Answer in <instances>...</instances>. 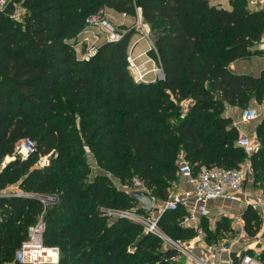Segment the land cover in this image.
I'll use <instances>...</instances> for the list:
<instances>
[{
  "label": "trees",
  "instance_id": "obj_1",
  "mask_svg": "<svg viewBox=\"0 0 264 264\" xmlns=\"http://www.w3.org/2000/svg\"><path fill=\"white\" fill-rule=\"evenodd\" d=\"M12 1L15 15L0 10V192L18 186L26 194L0 197V264L14 261L40 218L45 245L60 252L51 264H182L181 251L143 223L103 209L138 206L114 179L128 189L140 181L155 201L167 200L181 153L195 173L245 160L240 130L224 113L228 105L264 103V72L236 74L230 64L261 54L255 46L264 36V8L251 10L249 0H230L231 9L210 0ZM101 8L133 17L141 10L155 45L148 54L163 79L135 81L127 60L135 28L101 43L88 60L78 55V36ZM256 136L255 186L264 191V119ZM27 138L36 150L23 159L17 146ZM87 151L103 174L93 176ZM44 156L49 164L40 167ZM7 157L15 159L4 166ZM185 215L183 207L162 212L165 237L183 244L203 230L212 245L234 232L228 216L214 228L202 217L196 228L181 223ZM242 217L255 238L260 214L248 207Z\"/></svg>",
  "mask_w": 264,
  "mask_h": 264
},
{
  "label": "built area",
  "instance_id": "obj_2",
  "mask_svg": "<svg viewBox=\"0 0 264 264\" xmlns=\"http://www.w3.org/2000/svg\"><path fill=\"white\" fill-rule=\"evenodd\" d=\"M9 1L0 0V10H4ZM212 1L210 0L211 3ZM214 1L217 2V5L222 2V0ZM123 14L127 15L126 13ZM134 28L141 35V38L148 42L149 50L155 49L154 42L150 36V26L143 22L140 9H138L137 22ZM129 31L130 29L120 28V26L112 23L107 17L105 8H101L89 16L88 24L80 34L82 37L77 40L75 47L77 52H83V48H85V51L82 53V58L88 60L96 53L97 47L101 43L118 42ZM137 43H130L127 56L128 68L132 72L135 81L149 82L156 79H163V69L158 65L155 67L154 77L148 80L149 71L138 63L135 55ZM259 116L256 108L247 107L242 110L240 120L243 123H253L259 120ZM238 145L243 148L246 153V158L237 168L202 165L198 173H195L194 166L185 157V154L181 153L178 159V177L186 179L190 187L170 193L169 198L157 206L158 215L152 220H147L146 217L144 218V215L138 212L139 207L129 211L112 209H103V211L113 218L122 217L143 223L147 231L155 233L165 239L164 234L158 226V220L165 210H176L183 207L186 210V215L182 218L181 223L185 226L198 228L202 217H207L211 221H214V223L222 217L218 216L214 220L211 219V202L224 201L239 204L245 208L251 207L258 211L261 216L262 226L260 233L252 240H248L250 237L245 229V221L242 214L238 213L236 216H228L226 214L233 221L232 228L234 230V237L232 236L233 238L227 244H224L225 246L219 247L218 250H214L217 247L216 244L208 245L211 254L210 260L196 256L185 243H177L166 238L173 246L181 251L184 256L182 264H214L216 257L223 253L227 255L226 264H235L236 261L239 264H264V261L260 257V254L264 250V191L259 185L257 187L255 186V175L252 164V156L260 148L259 140L256 135L249 136L242 134L239 138ZM35 150L36 141L27 138L17 146V155L25 159L33 154ZM7 158L11 160L15 159V157ZM48 164V156L42 157L38 162V166L40 167ZM5 165L6 163H4ZM175 186L176 183L174 184V188ZM142 187V183L136 180L135 188ZM24 194L26 193L20 190L11 192L8 189L1 191L0 197L11 195L20 196ZM45 226L42 218L35 225L31 226L28 237L16 251L14 261L5 262L4 264H51L58 262L60 257L59 249L56 247H48L44 243ZM245 242H247L246 245L253 243L255 246L253 248L254 253L239 251L236 248ZM248 246L250 247L251 245Z\"/></svg>",
  "mask_w": 264,
  "mask_h": 264
},
{
  "label": "crops",
  "instance_id": "obj_3",
  "mask_svg": "<svg viewBox=\"0 0 264 264\" xmlns=\"http://www.w3.org/2000/svg\"><path fill=\"white\" fill-rule=\"evenodd\" d=\"M222 3H224V6H221L222 8L226 9H231V4L230 0H222ZM249 7L251 10H256V9H261L264 8V0H249ZM106 14L109 20L114 22L115 24H118L119 26L127 27V28H134V23H135V17L130 16V15H124L123 13H120L114 9L111 8H106ZM135 34H138L140 37H136ZM131 39V43H137L136 48L138 47L139 43L141 40V35L136 31ZM82 35L78 36V39H81ZM141 39V40H140ZM147 45H144L141 50L135 54L137 57L138 62L146 69H150L151 67L155 66L157 62L154 61L153 58L148 55V50H149V45L148 42L146 41ZM135 48V50H136ZM255 49L260 50L261 54H255L252 56H249L247 58H242L233 61L230 64V69L232 72L236 74H250L253 76H259L264 72V36L261 41L257 43L255 46ZM136 52V51H135ZM83 52H78V55L82 57ZM241 108L238 106H232L228 105L227 109L224 113L225 117H231L234 120L235 125L239 128L241 135L242 134H248L250 136H255L256 135V128L258 124L260 123L259 121L252 125V128L246 125V123H243L240 120L241 117ZM240 114V117H239ZM238 115V116H237ZM251 125V124H250ZM252 129V130H251ZM10 158H6L5 163L10 161ZM190 185L187 183L186 179L184 178H178V181L176 182V186L174 188L173 186V192L184 190L186 188H189ZM162 203V202H161ZM219 203H227L224 201H216V202H211L210 203V214L212 216H219L224 209L221 207ZM160 204V203H159ZM155 205L157 203L155 202ZM228 215V214H227ZM228 216H232L229 214ZM231 218V217H229ZM188 247L192 250V252L205 260H210L211 259V254L208 249V244L203 240L202 236L199 235L195 239L189 242ZM226 254H221L220 256L218 255L216 257L215 263L214 264H226ZM225 262V263H224Z\"/></svg>",
  "mask_w": 264,
  "mask_h": 264
},
{
  "label": "rangeland",
  "instance_id": "obj_4",
  "mask_svg": "<svg viewBox=\"0 0 264 264\" xmlns=\"http://www.w3.org/2000/svg\"><path fill=\"white\" fill-rule=\"evenodd\" d=\"M212 4L213 5H216V6H219V7H221V6H224L225 4L224 3H220L219 5H217V2H215L214 0L212 1ZM112 22V21H111ZM136 22H137V17H135V23H134V26L133 27H135V25H136ZM112 23H114V22H112ZM115 24V23H114ZM115 25H117V26H119L118 24H115ZM120 28H125V29H130V28H127V27H123V26H120ZM132 29V28H131ZM103 30V29H102ZM104 31V30H103ZM135 36L136 37H140L138 34H135ZM142 39V38H141ZM140 39V40H141ZM144 45H147L146 44V40L144 39V40H141L140 41V43H139V45H138V47L136 48V52L135 53H137V52H139L140 50H141V48L144 46ZM148 52H149V50H148ZM135 55H137V54H135ZM149 55V54H148ZM138 61V60H137ZM154 61L155 62H157L155 59H154ZM139 63V62H138ZM140 64V63H139ZM141 65V64H140ZM159 64H158V62H157V64L155 65V66H153V67H151L150 69H146L147 71H149V75H148V80H150V79H152L153 77H154V70H155V67H157ZM143 67V66H142ZM249 107H254V108H256L257 109V111H258V113H259V122H261L263 119H264V103H258V102H256V101H253L251 104H250V106ZM242 110H243V108H241V111H240V113L242 112ZM238 116V115H237ZM239 117H240V114H239ZM257 121V122H258ZM257 122H255V123H257ZM255 123H246V125L247 126H249L250 128H252V125H254ZM251 124V125H250ZM252 130V129H251ZM245 135H248V134H245ZM250 136V135H249ZM87 157H88V160H89V162H90V164H91V166H92V168H93V176H94V174H98V173H100V174H103V171L97 166V164H96V161L94 160V157L92 156V154L89 152V151H87ZM115 181H116V184H117V186L119 187V188H121V189H128V187L127 186H125V185H122L118 180H116V179H114ZM142 188H144V187H142ZM173 188V187H172ZM170 189V193H172L173 192V189ZM9 190L11 191V192H13V191H17V190H19L18 189V186H13V187H10L9 188ZM162 201H159V200H156V203H157V206H159L160 204L159 203H161ZM219 204H221L220 206L221 207H223L222 209H224V211L221 213V214H219V216L221 217H223V216H226V214H231V215H234V216H236L238 213H240V214H242V212L246 209L245 207H242L241 205H239V204H234V203H230V202H227V203H219ZM137 207H139L140 208V205L138 204V206ZM157 212H158V208H156V210L155 211H153L152 213H150V215L147 217V216H144V218L146 217V219L147 220H152L153 218H155L158 214H157ZM216 217H218V216H212L211 215V219H213L214 220V218H216ZM232 222V226H233V221H231ZM210 224H211V227L212 228H214V225H215V223H214V221H211L210 220ZM200 235L202 236V238H203V240L205 241V238H207V234H206V232H204L203 230H200ZM233 233H224L223 234V236L221 237V238H219L218 239V241H216V248H214V250H218L219 249V247H223V246H225L224 244H227L233 237ZM249 236V235H248ZM250 237V236H249ZM254 237H250V238H248V240H252ZM165 243L166 244H168V243H170L169 241H168V239L165 237ZM206 242V241H205ZM246 243L247 242H245V243H242V244H240V246H238V247H236V248H238V250L239 251H244V252H247V253H254L253 252V248L255 247L254 245H253V243H251V244H247L246 245ZM187 246H188V244H189V242H186L185 243ZM248 245H251L250 247L248 246ZM258 249L260 250V248L258 247ZM226 258H227V256H226ZM227 260V259H226ZM225 263V262H224Z\"/></svg>",
  "mask_w": 264,
  "mask_h": 264
},
{
  "label": "water",
  "instance_id": "obj_5",
  "mask_svg": "<svg viewBox=\"0 0 264 264\" xmlns=\"http://www.w3.org/2000/svg\"><path fill=\"white\" fill-rule=\"evenodd\" d=\"M17 10H18L17 6L12 0H10L9 3L4 8V11L10 15H15L17 13ZM194 103L195 101L193 99L188 100L185 103L186 111H189L191 107L194 105ZM126 191L130 196H132L137 200L140 207L144 209L146 212L152 213L157 208V205H155L156 202L155 197L146 188H132V189H126Z\"/></svg>",
  "mask_w": 264,
  "mask_h": 264
}]
</instances>
